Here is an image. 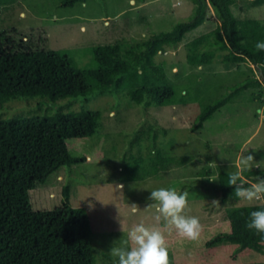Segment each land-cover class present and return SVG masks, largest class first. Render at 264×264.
<instances>
[{
	"label": "rangeland",
	"instance_id": "374dc122",
	"mask_svg": "<svg viewBox=\"0 0 264 264\" xmlns=\"http://www.w3.org/2000/svg\"><path fill=\"white\" fill-rule=\"evenodd\" d=\"M191 8L188 0H87L76 4L72 0H17L0 11V30L41 49L68 51L79 67H85L91 63L92 49L99 46L177 38L178 24L187 20ZM229 10L238 20H264V0H231ZM206 17L203 25L187 33L175 48H166L156 57L153 71L147 70L155 85H175L186 99L184 103L137 106L123 91L86 101L66 99L55 105L39 98L22 99L0 108L2 118L43 116L57 108L63 113L86 108L101 114L97 135L67 141L70 156L82 157L84 162L64 167L50 176L44 187L30 193L34 211H52L61 205L62 189L69 188L70 205L88 215L89 224L77 232L89 236L93 264H118L110 250L121 246L138 224L163 232L169 264H264V256L251 250L235 253L230 245L205 246L228 230L217 188L218 174L264 170V159L260 158L264 153V84L254 66L224 65L221 54L208 66L192 69L185 63L187 43L217 23L210 8ZM248 78L257 79L259 85L239 91L234 102L217 111L203 128L192 130L201 104L232 94L228 87ZM133 85L134 76L129 86ZM148 133L156 135V140ZM154 149L171 159L167 169L157 178L129 181L125 165L136 158L147 165ZM242 155H253L256 166L243 167ZM119 185H123L122 190ZM158 188L188 193L182 214L199 219L202 230L198 239L181 237L163 216L156 219V202L149 197L150 191ZM213 200L219 206L213 205ZM257 202L264 203V199L238 197L229 206ZM132 204L138 206L135 214Z\"/></svg>",
	"mask_w": 264,
	"mask_h": 264
},
{
	"label": "trees",
	"instance_id": "16d2710c",
	"mask_svg": "<svg viewBox=\"0 0 264 264\" xmlns=\"http://www.w3.org/2000/svg\"><path fill=\"white\" fill-rule=\"evenodd\" d=\"M16 1L0 0V11L9 9ZM85 1L72 0L74 4ZM188 1L192 5L191 14L178 24L177 38L99 46L92 49L91 63L85 67H79L68 51L41 49L0 30V108L22 99L39 98L55 105L66 99L86 101L123 91L137 106L184 103L186 99L179 95L175 85H155L147 70L155 69L156 57L165 53L166 48H175L187 33L203 25L207 8L212 10L217 23L211 31L187 43L185 63L192 69L208 66L221 54L224 65L254 66L264 84V50L256 48L258 42H264V20L236 19L229 10L231 0ZM133 76L134 85L129 86ZM257 82L255 78L245 79L228 87L232 94L201 104L192 130L203 128L217 111L234 102L239 91L258 86ZM49 113L0 116V264H93L89 236L77 232L89 224L88 215L84 209L70 205L69 188L62 189L61 205L52 211H34L30 193L44 187L50 176L64 167L84 162L82 157L70 156L67 141L97 135L101 114L86 108L69 113L57 108ZM150 134L147 136L155 141L156 135ZM260 158L264 159V153ZM148 160L145 166L140 158L125 165L126 178L129 181L157 178L171 162L158 149ZM241 173L248 181L258 176L264 178V170ZM228 174L217 176L228 230L217 234L205 246L213 249L230 245L235 247V253L251 250L264 256V233L246 227L250 213L264 210V203L229 206L238 196L228 182Z\"/></svg>",
	"mask_w": 264,
	"mask_h": 264
},
{
	"label": "clouds",
	"instance_id": "9594fccd",
	"mask_svg": "<svg viewBox=\"0 0 264 264\" xmlns=\"http://www.w3.org/2000/svg\"><path fill=\"white\" fill-rule=\"evenodd\" d=\"M256 48L264 50V42H258ZM256 164L253 155H242L243 167L251 169ZM228 182L234 186L236 196L246 201L264 199V178H257L255 182L248 181L243 178L240 171H236L228 174ZM118 187L123 189V185ZM187 197V192L174 188H158L150 191L149 199L156 202L154 206L159 213L157 220L163 216L181 237L196 240L200 236L202 226L197 217L182 214L187 207ZM212 204L219 206L217 200H213ZM130 207L133 214L138 211L136 204ZM246 227L257 233H264V210L252 211ZM110 251L117 257L118 264H169V251L163 232L156 227L150 228L143 224L134 226L128 232L127 240Z\"/></svg>",
	"mask_w": 264,
	"mask_h": 264
}]
</instances>
